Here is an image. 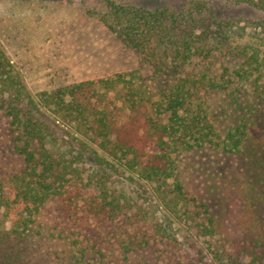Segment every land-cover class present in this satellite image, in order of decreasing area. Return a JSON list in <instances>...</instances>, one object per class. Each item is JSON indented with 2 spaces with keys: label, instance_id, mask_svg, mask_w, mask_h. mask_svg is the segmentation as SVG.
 <instances>
[{
  "label": "trees",
  "instance_id": "1",
  "mask_svg": "<svg viewBox=\"0 0 264 264\" xmlns=\"http://www.w3.org/2000/svg\"><path fill=\"white\" fill-rule=\"evenodd\" d=\"M92 14L142 71L34 96L0 47V264H264V0ZM207 150L240 167L231 235L183 183Z\"/></svg>",
  "mask_w": 264,
  "mask_h": 264
},
{
  "label": "rangeland",
  "instance_id": "2",
  "mask_svg": "<svg viewBox=\"0 0 264 264\" xmlns=\"http://www.w3.org/2000/svg\"><path fill=\"white\" fill-rule=\"evenodd\" d=\"M120 1L151 9L179 8L186 0ZM100 8L101 0H0V47L34 96L72 82L143 70L140 57L92 14ZM231 8L238 14L257 15ZM239 32L236 28L233 34ZM229 159L209 150L179 157L186 190L211 205L223 235L233 233L232 217L238 206L232 180L240 167ZM92 161L89 158L85 165L88 169ZM0 166L13 170L12 163ZM1 220L6 229L12 227L2 213Z\"/></svg>",
  "mask_w": 264,
  "mask_h": 264
}]
</instances>
